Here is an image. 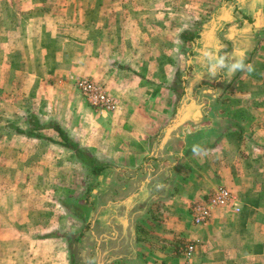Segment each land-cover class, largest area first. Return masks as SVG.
Returning <instances> with one entry per match:
<instances>
[{"label":"crops","instance_id":"obj_1","mask_svg":"<svg viewBox=\"0 0 264 264\" xmlns=\"http://www.w3.org/2000/svg\"><path fill=\"white\" fill-rule=\"evenodd\" d=\"M143 2L138 20L125 19L123 62L108 43L114 32L103 30L107 44L100 47L87 21L63 23L45 12L22 22L0 20V109L6 108L0 121L6 117L26 130L28 120L17 116L37 108L49 115L41 123L56 119L93 156L113 165L92 194L86 249L98 253L96 264H184L151 245L147 237L155 228L202 244L193 264H264V0ZM185 31L192 41L182 39ZM182 58L185 98L179 104L173 82ZM220 58L226 66L242 60L245 69L229 72L217 65ZM71 74L105 88L119 109L90 106ZM47 131L44 136L59 139ZM12 137L26 145L17 149L20 157L30 143L46 141ZM46 142L51 150L54 144ZM194 146L207 154H194ZM7 183L12 189L0 193V264H78L69 239L53 236L47 222L35 224L39 213L25 211L35 199L16 191L15 180L3 178L1 188ZM221 187L233 192L241 212L217 209L196 226L191 203ZM159 204L166 218L157 225L152 211ZM56 214V234L83 230L80 213L65 208Z\"/></svg>","mask_w":264,"mask_h":264},{"label":"rangeland","instance_id":"obj_2","mask_svg":"<svg viewBox=\"0 0 264 264\" xmlns=\"http://www.w3.org/2000/svg\"><path fill=\"white\" fill-rule=\"evenodd\" d=\"M177 1L184 3L187 0ZM145 3L146 2H143V0H0V20L10 22L11 18H14L15 20H20V22H22L29 16L36 15L35 13L38 14L40 12H45L51 17L59 16V20L63 23H67L69 21H87L90 24H93L95 28V40L98 42L100 47H102V44L100 43L106 42L107 44V38H104L102 35L103 30L109 29L110 32H114V37H109L108 43H111L109 45L116 46V51H118L117 54L123 62L125 53V33L128 30L125 26V19L133 18L138 20L140 18V14L145 13V11L140 10V5L143 4L144 6ZM139 46H145V49L148 50V52L156 50L154 44L153 46L150 44H144V46H141L140 44ZM130 47L135 49L134 44ZM162 47L165 46L162 45ZM183 49L184 47L181 48V50ZM179 66L183 71L181 70V72L179 71V73L176 74L173 85L176 88H184L183 85L185 82L184 77L186 66L185 59L182 58L180 60ZM69 78L73 82H77L78 79L83 78L89 79L87 77H80L74 74L69 75ZM54 82L55 79L52 83ZM178 95L182 98L179 102V104H181L185 96H182L180 93H178ZM114 100L116 101V109L114 111H116L119 109L120 104L117 99L114 98ZM179 108L181 107L178 106L176 108V112H178ZM0 112L5 113L6 108L4 110L0 109ZM34 112L35 113H25L22 111L17 116L18 118H25L28 120L27 129L23 131L28 132L31 127L34 129L37 124H41L44 129L38 131L37 134L44 136L43 132H48L47 130H49L46 127L51 126L53 123H59L56 119H50L48 123H41L42 121L40 118H48L49 115L46 116L43 111L38 112L37 108ZM37 113L39 114L36 115ZM29 122H32L31 126L29 125ZM262 126L264 129V123H262ZM15 128L18 127L14 124H7L6 117L4 121H0V181H3V178H7L8 180L10 179L18 182V185L14 186L15 190L20 192L22 195L35 199L33 203L24 204L25 211L31 209L32 211H35V213H39L38 218L35 220V224H40L41 221H45L47 223L44 224L54 230L51 234L55 237H61V235L56 234V232H60V229L55 231V229L58 228V224L55 219V216L57 215L56 213L59 211L64 212L65 208L71 212L80 213V205L84 202L87 187L96 186L98 182H100L99 187H102V178L97 179L93 177L90 174L89 168L78 160L72 152L65 150L68 152L67 153L61 150L59 148L60 146L57 144H54L53 147L50 148L51 150H49L46 147L47 142L43 140V143H30L32 144V147L30 146L28 152L20 157L17 149L19 151V149L21 150V148L26 145L22 144L18 139L12 137V134H17ZM70 128H73V126H70ZM57 138H59V135ZM56 141H60V138ZM212 141L215 142V138ZM17 161L18 163H16ZM9 189L11 190L12 188L9 187L8 183L2 188L0 185V193H4L5 190ZM95 189L97 188H94L93 193ZM213 192L208 194L206 199H208ZM42 196H45L46 198ZM203 200L205 199L203 198L193 201L190 205V211L194 203L202 202ZM236 204L237 205L234 207L219 209H226L231 211L232 214H239L241 212V207L237 200ZM158 206L159 207L153 209L152 212L153 216L156 217L154 221L157 225H160L165 222L166 216L164 214L165 211H162L163 206L161 204ZM42 215H44L45 218ZM86 223L89 224V227L86 230V235L81 237L82 243L75 251L78 260L77 263H85V259L86 261H90V259H92L93 264H96V261L94 262V260L96 259V255L98 253H93L92 251L86 249L87 239L91 232V222H84V226ZM195 225L199 226L197 224ZM156 231L157 230L155 228L154 232L150 234V237H147L148 241L150 240L151 245H153L155 249H158V251L163 250L166 253L173 254L175 257L182 258L184 260V264H193L194 260L201 251L202 244L185 241L178 237L168 238L165 234L160 232L156 233ZM72 244L73 242L71 245ZM190 246H194L196 248L192 255H189L187 252V249Z\"/></svg>","mask_w":264,"mask_h":264},{"label":"trees","instance_id":"obj_3","mask_svg":"<svg viewBox=\"0 0 264 264\" xmlns=\"http://www.w3.org/2000/svg\"><path fill=\"white\" fill-rule=\"evenodd\" d=\"M182 39L185 41H192L193 37L191 35V32L189 31L183 32ZM174 89L176 93H180L182 96L185 94L183 87H180V88L175 87ZM31 123L32 122H29L30 126H31ZM46 128L53 129L59 135L60 141L46 138L40 134H37L38 131H41L42 129H44V127L41 124H37L36 127H34V129L33 127H31L30 131L28 132L19 130V128H15V130H16V133L18 134H25L35 139H44L46 141H49L53 144H57L61 146L62 148L72 152L73 154H75L78 160H80L84 165H86L89 168L90 174L97 179L102 178L103 175L107 171L113 169V165L111 163L103 162L97 159L87 149H85L78 141L72 139L68 135L67 131L59 123H53L51 126L46 127ZM99 186H100V182H98L96 186L87 187V191L84 196V202L82 205H80L81 211H80L79 219L81 221L90 222L89 215L94 208V199H93L92 193H93L94 188H98ZM88 227H89V224L86 223V225L83 227V230L78 235H62L61 236L62 238H66V237L69 238V243L71 247L70 251H71V256L73 258V263L75 262V260H77V255L75 251L78 248V246L82 243L81 237L86 235V230L88 229ZM72 242L73 244L71 245Z\"/></svg>","mask_w":264,"mask_h":264},{"label":"built area","instance_id":"obj_4","mask_svg":"<svg viewBox=\"0 0 264 264\" xmlns=\"http://www.w3.org/2000/svg\"><path fill=\"white\" fill-rule=\"evenodd\" d=\"M76 87L82 94L84 100L93 108L102 112H113L116 109V101L112 96L97 83L90 79H78ZM236 197L226 187L218 188L208 199L192 205L191 215L193 222L197 225L206 224L212 217L215 209L236 206ZM196 250L194 246L187 249L189 255Z\"/></svg>","mask_w":264,"mask_h":264},{"label":"clouds","instance_id":"obj_5","mask_svg":"<svg viewBox=\"0 0 264 264\" xmlns=\"http://www.w3.org/2000/svg\"><path fill=\"white\" fill-rule=\"evenodd\" d=\"M217 65L219 67H227L229 72H235L237 70H244L245 69V65L243 63V61H237L235 63H231L229 65H225V59L224 58H220L217 62ZM247 70L248 71H251V66H247ZM193 153L196 154V155H201L202 153L203 154H207L205 150L201 149L199 146H194L193 147Z\"/></svg>","mask_w":264,"mask_h":264}]
</instances>
